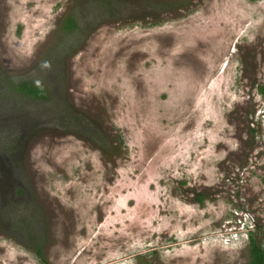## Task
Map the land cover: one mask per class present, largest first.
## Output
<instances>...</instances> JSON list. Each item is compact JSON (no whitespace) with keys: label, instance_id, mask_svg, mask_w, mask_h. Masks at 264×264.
I'll use <instances>...</instances> for the list:
<instances>
[{"label":"rangeland","instance_id":"obj_1","mask_svg":"<svg viewBox=\"0 0 264 264\" xmlns=\"http://www.w3.org/2000/svg\"><path fill=\"white\" fill-rule=\"evenodd\" d=\"M78 1L0 0V66L26 71ZM186 1L103 23L70 59L73 103L123 143L36 134L47 262L0 235V264H250L249 230L264 245V0Z\"/></svg>","mask_w":264,"mask_h":264},{"label":"trees","instance_id":"obj_2","mask_svg":"<svg viewBox=\"0 0 264 264\" xmlns=\"http://www.w3.org/2000/svg\"><path fill=\"white\" fill-rule=\"evenodd\" d=\"M255 1V0H252ZM186 0H79L60 20L38 59L24 72L0 66V235L14 239L46 263V213L28 173L26 152L33 137L53 130L73 134L114 155L123 143L103 122L73 103L69 62L89 35L106 22L157 19L186 7ZM264 94V84H258ZM252 136L255 128L249 126ZM203 191L195 194L202 203ZM250 264H264V245L249 230Z\"/></svg>","mask_w":264,"mask_h":264}]
</instances>
